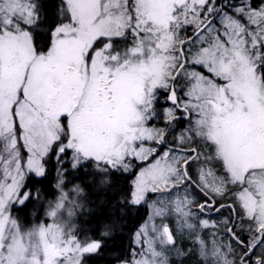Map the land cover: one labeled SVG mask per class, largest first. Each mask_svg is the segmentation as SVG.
<instances>
[{"label":"snow or ice","instance_id":"snow-or-ice-1","mask_svg":"<svg viewBox=\"0 0 264 264\" xmlns=\"http://www.w3.org/2000/svg\"><path fill=\"white\" fill-rule=\"evenodd\" d=\"M193 114L170 146L169 132ZM68 156L73 169L138 167L132 204L177 189L151 205L124 264H172L173 253L186 254L181 234L203 264H237L230 245L201 236L215 225L197 222L193 199L180 195L193 186L208 198L195 205L201 213L215 198L232 201L253 234L239 264H264V0H62L52 23L41 0H0V264H88L100 249L60 215L67 193L48 223L13 215L32 197L25 180L46 178Z\"/></svg>","mask_w":264,"mask_h":264},{"label":"trees","instance_id":"trees-1","mask_svg":"<svg viewBox=\"0 0 264 264\" xmlns=\"http://www.w3.org/2000/svg\"><path fill=\"white\" fill-rule=\"evenodd\" d=\"M217 2L219 3V1ZM253 2L259 3V0H253ZM61 3L62 0H41L43 19L48 23L56 20ZM216 17H209V19L213 22ZM41 31L46 32V29L42 28ZM188 35H192V32L189 31ZM182 123L183 120H180L176 127H180ZM90 163L85 162L83 166L73 169L70 156L60 166H57L53 160L48 166L46 178L25 180V185L32 193V197L23 205L14 206L13 213L17 216L21 215L22 221L23 217L28 219L34 214L37 223H44L49 220L47 211L57 198L58 193L64 192L68 196H72L71 193L74 194L78 186L81 189L78 193L81 205L76 209L73 217V231L81 239L87 237L90 240H97L101 244L96 253L86 257L88 264H121L130 259L133 237L147 215V206L145 204L132 205L129 201L130 181L135 174L133 171L126 174L112 170L105 174L98 172L94 167H89ZM59 176L63 178V183L57 187ZM105 176L107 180L102 182V178ZM37 179H43V182L37 183ZM192 188L200 203H205L208 200L197 188L194 186ZM213 201L215 204L209 209H212L214 214L228 216L231 221L228 228L233 229V221L236 216L233 208L229 207V204H224L221 207L220 201ZM225 234L230 236L228 231ZM237 235L244 242L237 244L235 240H232L240 249L238 250L239 262L245 250L244 246L247 244L246 238L249 237L242 236V231H237ZM178 264L202 263L197 260L196 255H189Z\"/></svg>","mask_w":264,"mask_h":264},{"label":"rangeland","instance_id":"rangeland-1","mask_svg":"<svg viewBox=\"0 0 264 264\" xmlns=\"http://www.w3.org/2000/svg\"><path fill=\"white\" fill-rule=\"evenodd\" d=\"M217 1H219V3ZM216 2H217L218 5L221 4V3H223L224 5H227L228 3H234V4L238 3V0H221V3H220V0H216ZM211 23L213 25H215L217 28H221L222 27L221 24H220V16H217L216 19L213 22H211ZM189 31L191 32V29H189ZM197 70H200V69L198 68ZM178 91H179V95H180L182 93V89H180ZM160 103L169 105L167 103V101L163 97L160 99ZM189 119H192L194 121L195 114H193L191 117H189L187 119H181V120H183L182 125L180 127H176L175 126V128L172 129V131L169 132V136H167L166 139H168L170 146H174L176 144V140L173 138L172 132H175L176 137H179L180 134L182 132H184L189 127V124H188V120ZM156 123H157V126H161V127L163 126V124H161L160 121H157ZM158 147H164V146L161 145V146H158ZM165 150H167V149H165ZM134 164L139 165V162L134 161ZM136 171H138V167L133 169L134 173H136ZM117 172H122V173H126V174L131 173V172H124V171H117ZM134 178H135V174H134L133 179ZM133 179H131V181H130L131 189L133 187V184H132ZM61 180H63V178L61 176H59V179L57 181L58 182L57 183V187L61 186V184H62ZM131 189H130V192H129V201L131 199V197H130ZM176 191H177V189H172L171 192L149 193L148 197L146 199V202L140 203V204H145L147 206L148 212H147V215H146L144 221L140 224V226L138 227V229L136 230V232L134 234V237H133V248H132V251H131V256H132L133 251L139 249V245L136 243V233L141 229V227L146 222H148L149 217L152 216V207H151V205L153 203H157L158 197H161V196H163V197H173V193H175ZM62 194H64V192L58 193L57 198L51 203L50 208L47 211V217H48V212L52 209V207H54L55 203L59 200V198L61 197ZM71 194H72V196H68L67 195L68 199L65 201V209L61 211L60 215H62L63 217L66 218L67 222H69L71 224L72 229H73V222H74L73 217L75 215L76 209L78 207H80V205H81L80 203L81 202H80V198H79L78 193L74 192V194L73 193H71ZM185 194H187L194 201L193 211L197 214V217H196L197 222L199 220L207 219V220H209L210 224L215 225V227H208V228L201 229V233H200L201 236L203 238H206L209 242H211L212 239L215 238V240L222 245L224 251H227L228 250V246L230 245L231 248L233 249V252L229 255V259H232V260L236 261L237 264H239V262H238L239 251L238 250H240V249H238V247H236V245L233 243V241L231 239H229V237L225 234V232L228 229V225H230V223H231V221H229L228 216H224V215H221V214H218V213L214 214V213H212L213 210L209 209V208H206V210L203 213H201L199 207L195 206V205L201 204V203L199 202L198 196L195 194L194 189L192 187H190V188H188L187 193H184L183 191L180 192L181 196H183ZM173 198H175V197H173ZM214 200L221 202V200L219 198H215ZM223 203L231 205L232 201L225 199L223 201ZM140 204H132V205H140ZM69 211H71V213H72L71 216H68V212ZM13 215L15 217H17L21 221V223H23L25 225L31 226L33 224H37V219H36L34 214H32L30 216V218H28V219H26L25 217L22 216L23 217V221L21 220V217H20L21 215L17 216L14 213H13ZM235 215L236 216H235V219L233 221L234 222L233 231H235L236 233H237V231H242V236L246 235L247 237H249V238H246V243H248V241L252 239V235L253 234L250 233L248 228H247V221L241 222V221H239L237 219V213L236 212H235ZM48 219L49 220L44 222V223L50 222V218L49 217H48ZM153 222L157 226H159L160 218H158V217L155 218ZM164 222L166 224H168V226L170 228L175 229L177 227V225L175 223V217H166L164 219ZM241 223H243V227H241ZM213 233H215L214 237L212 235ZM177 245H178L179 249L182 252H185L186 254L177 255L176 253H173L171 255L172 264H178V262L184 260V258L189 257V255H196L197 260L201 261V263L203 264L201 256L199 254L198 245L195 244L193 240L189 239L186 235L181 234V235L177 236ZM131 256H130V259H131ZM121 264H124V263H121Z\"/></svg>","mask_w":264,"mask_h":264},{"label":"water","instance_id":"water-1","mask_svg":"<svg viewBox=\"0 0 264 264\" xmlns=\"http://www.w3.org/2000/svg\"><path fill=\"white\" fill-rule=\"evenodd\" d=\"M216 17V16H215ZM167 103L170 105V101H167ZM182 116V115H181ZM187 118H189V117H187V116H184L182 119H187ZM214 201H213V206H214Z\"/></svg>","mask_w":264,"mask_h":264},{"label":"flooded vegetation","instance_id":"flooded-vegetation-1","mask_svg":"<svg viewBox=\"0 0 264 264\" xmlns=\"http://www.w3.org/2000/svg\"><path fill=\"white\" fill-rule=\"evenodd\" d=\"M191 36V35H190ZM178 96H179V91H178ZM182 115V113L181 112H177V116L179 117V116H181ZM181 120V119H180Z\"/></svg>","mask_w":264,"mask_h":264}]
</instances>
